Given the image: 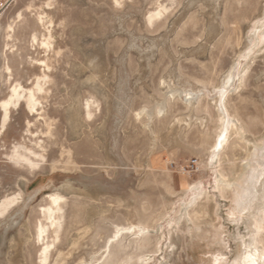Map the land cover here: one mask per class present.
Wrapping results in <instances>:
<instances>
[{
    "label": "rangeland",
    "instance_id": "obj_1",
    "mask_svg": "<svg viewBox=\"0 0 264 264\" xmlns=\"http://www.w3.org/2000/svg\"><path fill=\"white\" fill-rule=\"evenodd\" d=\"M158 5L167 13L149 25ZM263 36L264 0H0V102L47 77L37 112L22 102L0 131V202L18 196L0 218V264H40L35 231L54 194L63 206L47 264H240L251 241L262 250ZM217 99L235 126L211 163ZM25 149L36 167L12 159ZM246 165L259 168V194L242 205L256 208L252 226L235 206ZM196 184L202 196L185 207ZM138 223L145 234L102 256L115 225Z\"/></svg>",
    "mask_w": 264,
    "mask_h": 264
},
{
    "label": "bare ground",
    "instance_id": "obj_2",
    "mask_svg": "<svg viewBox=\"0 0 264 264\" xmlns=\"http://www.w3.org/2000/svg\"><path fill=\"white\" fill-rule=\"evenodd\" d=\"M165 7H164V5L163 6L162 5H158L157 10H155L154 12H152V13H150L148 15V17H147V23L149 25H151L153 22L158 21L162 17H164L165 13H167V8H165ZM37 21L40 22L43 25L44 18H42L41 16H37ZM48 36L49 37L45 38L40 43V45L42 47H44L45 49H48L50 47V44H51L50 43V35H48ZM32 39H33V41L36 40L35 37H33ZM40 63L44 66V68H49L45 64V62H40ZM246 68H247V66H246ZM246 68L243 69L242 72H244L246 70ZM245 73H246V71H245ZM242 76L239 77V78H242ZM46 78L47 77L44 76V75L42 77L35 78V82L33 83L32 87L29 88V89H27L26 91L18 83L11 88L10 95L8 96V98L5 99V100H2L0 102V109H1V112H2V119H1L0 131H3L4 128H5V126H6V124H7L10 110L12 108H16V107L20 106L22 102L24 103V107L26 108L27 111H29L30 113L37 112V108L36 107L41 103L40 102V99H42V95L46 93V91L44 89L45 85L47 84ZM231 80H233V73H232V71L228 72L227 76L225 78H223V82H222V84H220L221 85L220 87L221 88H226L231 83L230 82ZM240 80H242V79H240ZM240 85L241 84H239V86ZM174 93H177V91H175ZM184 93H185L186 96H189L190 95L189 93H186V92H184ZM214 101H215V104H217V108H218V118H217V123L218 124H217L216 140H215V143H214V146H213V152H212V154L210 156V162L211 163L214 162V160H216V162H217L218 159H216V158L218 157L220 151L223 150L224 145L227 142L228 136H230L229 135L230 134L229 133V129H231L232 127L235 126L231 122L226 121L225 115H224V113L221 110V106H220V104L218 102V99L217 100H214ZM85 106H86V108H85V110H86V116L88 118H91V116H92L91 105L89 103H87ZM162 112H163V108L161 106H158V108H157V114H161ZM184 119H177L176 120V123L184 122L185 121ZM195 121H198L201 125L203 123L202 122V119H200V118L199 119L198 118H195ZM188 125H189V123H187V126ZM231 131H232V129H231ZM233 131H234V135L236 134V135L240 136L241 139H243L241 137V131H240L239 128H236V130H233ZM25 153L28 154V155L21 154V153L20 154L19 153H15L11 157H12V159H14L16 161V162L14 161L15 163H20L21 164V162H24V163H27L26 165H29L31 168L36 167L38 161L37 162L32 161L29 156L30 155H33L34 157H40V158H41V156L37 155L36 153H34V152H32L31 150H28V149H25ZM262 160L264 161V159H262ZM257 163H258L257 166H259V167H261L263 165L262 164L263 162L261 163L262 165L259 162H257ZM247 167H248V169H250V174L247 176V179L245 181V187H242L241 191L238 193L237 202H235L236 204L234 203L235 206H237V208H239L238 210H240V208H242V205H244L247 201L250 202L252 200L251 199L252 196H254L257 193V188H256L255 181L257 180V182H259L258 181L259 178H257V174H258V169L259 168L257 169V167H254L253 165H246L245 166V170H246ZM262 168H264V167H262ZM220 179H221V177H220ZM226 181L227 180L224 181L222 179V180H218V183L219 184L220 183H223L226 186H229L230 183L228 182L229 183L228 184V183H226ZM189 189H190V195L188 197L187 202L184 203V206L185 207L195 206L196 203H197V201L202 196V188L200 187V185H197V184L196 185H193ZM203 191H204V189H203ZM257 194H259V193H257ZM48 198H49L48 206L42 208V210H41V216H42L43 222H40V223L37 224L38 226H37L36 231H35V238H36V240L39 243H42V248L40 249L41 251H40V256H39L40 264H47V262L49 260L50 248L52 247L51 246L52 245V242H50V241L47 242V241H45V239L46 238L48 239V234L47 233H48L49 230H51V233H49L50 234L49 237H51V234H52V237H51L52 239H50V240L53 241V240H56L57 239L58 232H59V229H60V220H61L60 212H61L62 206H63V205H61V203L63 202L62 201L63 198L60 197L59 195H55L54 194V195H52V196H50ZM17 201H18V196H12V197H6L2 202H0V218L4 217V215H6L15 205H17ZM255 203H257V202H255ZM251 204H252V202H251ZM244 210H246L245 211V215H246L247 223L248 224H251L252 219H255L256 216H257L256 215L255 218H253L255 212L257 213L256 208L255 207H251V208H248L247 207L246 209H244V206H243L242 210H240L239 213L241 211H244ZM192 212L194 213L195 210H193ZM186 216L188 218H191V214H186ZM239 216H240V214H239ZM239 219H240V217H239ZM257 225H260V224L257 223ZM251 226H252V224H251ZM259 228L260 227H258V229ZM147 229H148V227L145 224H141V223H138L137 225H133V226H131V224H130V226L115 225L113 227V230H111L112 231V234L109 237V240L104 245V248L102 250L103 251L102 256L105 253L107 254L108 249H109V245L112 242L116 241L119 238V236L124 235V234H131L133 236H141V235L145 234V232L147 231ZM250 235H252L251 232H250ZM252 239H253V237H252ZM252 239H250V240H252ZM260 243H261V245L263 244L262 250H258L255 247L254 241L253 242L251 241V243H249V245H248L249 247H247L248 249L245 251V253H244L245 255L242 257L240 264H264V243H262V242H260ZM143 258H144L143 256H139L138 257V260H142ZM99 260L98 259L97 260H94L92 264H97V262Z\"/></svg>",
    "mask_w": 264,
    "mask_h": 264
}]
</instances>
